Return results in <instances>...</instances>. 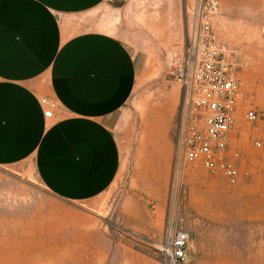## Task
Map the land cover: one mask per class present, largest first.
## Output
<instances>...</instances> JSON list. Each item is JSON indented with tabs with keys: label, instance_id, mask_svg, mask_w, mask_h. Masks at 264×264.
Segmentation results:
<instances>
[{
	"label": "rangeland",
	"instance_id": "374dc122",
	"mask_svg": "<svg viewBox=\"0 0 264 264\" xmlns=\"http://www.w3.org/2000/svg\"><path fill=\"white\" fill-rule=\"evenodd\" d=\"M197 1L111 0V19L128 33L130 47L136 49L137 28L156 47L139 52L143 74L115 116L114 128L129 141L128 176L93 199L73 201L47 188L30 160L0 165V264H170L155 244L172 168L158 220L157 205L143 200L156 188L137 179V146L159 125H150L158 115L168 120L171 141L176 136L181 86L170 63L184 50ZM213 1L214 29L246 62L238 69L242 91L229 146L240 177L230 183L223 171L187 166L181 219L191 242L183 264H264V0Z\"/></svg>",
	"mask_w": 264,
	"mask_h": 264
},
{
	"label": "crops",
	"instance_id": "0c3cea01",
	"mask_svg": "<svg viewBox=\"0 0 264 264\" xmlns=\"http://www.w3.org/2000/svg\"><path fill=\"white\" fill-rule=\"evenodd\" d=\"M111 6V0H0V165L32 161L46 187L68 200L93 199L127 178L129 141L114 128L115 116L143 74L139 52L156 51L138 28L133 50ZM180 94L181 88L179 101ZM43 98L58 103L50 116ZM155 124L138 143L136 171L156 188L143 200L157 205L160 220L175 138L168 120L158 115ZM162 233L159 226L160 240Z\"/></svg>",
	"mask_w": 264,
	"mask_h": 264
},
{
	"label": "built area",
	"instance_id": "2783aa9c",
	"mask_svg": "<svg viewBox=\"0 0 264 264\" xmlns=\"http://www.w3.org/2000/svg\"><path fill=\"white\" fill-rule=\"evenodd\" d=\"M216 11L213 0L197 1L184 50L175 54L170 63L181 94L171 191L162 237L155 244L170 264H183L190 259L191 235L181 219L187 166L201 163L210 171H223L230 183H236L240 177L231 161L229 146L242 91L238 69L246 62L238 48L230 47L219 38L212 21ZM42 103L47 106L48 116L58 106L47 98ZM247 116L255 121L258 113L250 110Z\"/></svg>",
	"mask_w": 264,
	"mask_h": 264
}]
</instances>
